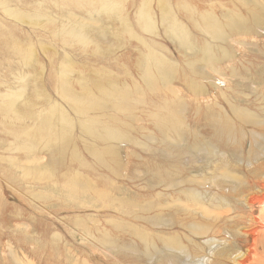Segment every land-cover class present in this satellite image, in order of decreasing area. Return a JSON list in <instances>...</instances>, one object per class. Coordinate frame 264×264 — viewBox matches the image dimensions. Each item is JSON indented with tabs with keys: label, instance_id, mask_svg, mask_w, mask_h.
<instances>
[{
	"label": "rangeland",
	"instance_id": "obj_1",
	"mask_svg": "<svg viewBox=\"0 0 264 264\" xmlns=\"http://www.w3.org/2000/svg\"><path fill=\"white\" fill-rule=\"evenodd\" d=\"M104 1L0 0V104L23 87L26 97L18 100L16 113L0 109V264H234L232 256L245 244L244 199L264 196V148L249 152L251 133L264 134V128L245 126L241 146L234 149L218 138L214 122L225 114L238 124L231 106L264 116V0H254L258 11L239 0H185L199 14L212 11L221 20L231 10L248 20L256 11L261 19L252 34L228 30L231 39L218 45L231 57L218 55L210 67L196 64L199 55L181 50L163 30L158 0L146 2L156 22L154 35L136 23L146 0H113L120 17L107 14ZM165 1L192 40L203 45L208 37L176 8L182 0ZM78 26L84 42L66 33ZM150 50L176 69L169 81L157 80L153 92L140 67ZM66 72L76 97L89 90L100 98L101 88L116 86L129 92L130 109L105 100L79 113L62 91ZM174 103L180 127L158 120ZM50 111L59 130L65 128L59 113L70 120L66 145L48 144L37 134L38 122ZM89 121L97 123L99 136L86 131ZM106 127L123 137L106 141L101 136ZM201 143L217 154L194 147ZM109 145L117 155L105 156L103 164L94 155ZM72 181L81 187L67 186ZM197 222L208 228L203 234L192 232ZM170 240L182 241L185 253L167 248Z\"/></svg>",
	"mask_w": 264,
	"mask_h": 264
},
{
	"label": "bare ground",
	"instance_id": "obj_2",
	"mask_svg": "<svg viewBox=\"0 0 264 264\" xmlns=\"http://www.w3.org/2000/svg\"><path fill=\"white\" fill-rule=\"evenodd\" d=\"M144 1V0H143ZM237 1V0H236ZM242 1L244 3H248L251 2L253 4V2L257 1V0H239ZM76 2V1H75ZM101 3L103 1H100ZM147 0L145 1V3H143L142 7L138 10L137 15H136V23L139 26L140 29H142L144 32H147L149 34H153L155 33L156 30V22L154 20L153 15L151 14V10L150 8L147 6L146 4ZM169 2V1H168ZM165 0H158V8L160 10V23L163 27V30H165V32L170 36L171 39H173L175 41V43H177L179 45V48L181 50H185V52H190L191 55L193 56H198V60L195 62L196 64H199V66H204V67H210V66H214L215 64L218 63V55H221L223 59H229L231 56H229V52L227 51V49L224 48V46H219L218 44L221 42L222 44L227 42L228 39L230 38V32L234 34H242V33H246V34H252L251 32L254 30L256 31L258 25H260L261 23V19H259V17L257 18V13L256 11H252L251 15H250V20L246 19L245 17H243L241 15V13L235 12V11H228V13L224 12V17L223 20H221L220 18L222 17H217L212 11L208 12H201L200 14L197 12V10L191 6L188 2H186L185 0L180 1L179 4H177V10L181 11L185 17L188 18V20L190 21V23L193 25V27L195 29H198L199 31H201L202 33H204L206 35V37H208V40L205 41V43L201 46H198L193 40H192V35L189 32L188 28L181 23V21L177 18L175 10L172 9V6ZM123 3V2H122ZM149 3V2H148ZM100 4V3H99ZM98 4V5H99ZM121 4V3H120ZM245 4V5H246ZM258 4V3H257ZM83 5V4H82ZM251 5V4H250ZM254 5V4H253ZM259 5V4H258ZM243 6V5H242ZM247 6V5H246ZM255 6V5H254ZM260 6L262 7V5L260 4ZM254 9H256V6L253 7ZM102 9L107 12H111L115 15V17H120L118 16L119 12H121V10L119 11V7L116 6L113 3V0H107L106 2L104 1L103 5H102ZM222 9V8H221ZM237 9V8H236ZM6 10V9H5ZM99 10V9H98ZM257 10V9H256ZM14 11V10H13ZM258 11V10H257ZM263 11V10H262ZM93 13V12H91ZM90 13V14H91ZM102 13V12H101ZM100 13V16H101ZM263 14V13H262ZM106 15V14H105ZM112 15V14H109ZM108 15V16H109ZM120 15V14H119ZM197 15V18L195 17ZM223 15V13H222ZM261 15V14H260ZM19 17V16H18ZM21 17V16H20ZM90 17V15H89ZM112 17V16H111ZM125 17V16H124ZM123 17V18H124ZM91 18V17H90ZM93 18V17H92ZM262 18V17H261ZM264 18V17H263ZM94 19V18H93ZM101 19V18H100ZM118 19V18H117ZM121 19V18H120ZM23 20V19H22ZM91 20V19H88ZM125 20V19H124ZM118 21V20H117ZM120 21V20H119ZM96 21H93V24H97L95 23ZM113 22V21H112ZM103 23V22H102ZM123 23V21H122ZM189 23V22H188ZM64 24V23H63ZM84 24V23H83ZM89 24V23H88ZM66 25V24H65ZM123 25V24H122ZM125 28L126 31L129 34H132V29L130 28V26L125 22ZM123 25V26H124ZM262 25V24H261ZM90 26V25H89ZM111 26V25H110ZM87 28V25L85 26ZM92 27V26H91ZM77 28V26H76ZM73 28V30H71L70 32H66L67 35L80 40L82 42L86 41L85 40V34L82 33L81 31L82 28L80 29H76ZM124 28V27H123ZM60 29V28H58ZM260 29V28H259ZM69 30V29H68ZM81 30V31H80ZM124 30V29H123ZM229 30V31H228ZM92 31V30H91ZM108 31V30H107ZM115 31V30H114ZM125 31V30H124ZM227 31L229 32V34L227 33ZM65 32V31H64ZM86 32V29H85ZM89 32V30H88ZM98 32V31H97ZM109 32V31H108ZM66 35V37H67ZM194 35V34H193ZM90 36V35H89ZM88 36V37H89ZM130 36V35H129ZM195 36V35H194ZM63 37V35H62ZM70 37V38H71ZM254 38V37H253ZM63 39V38H62ZM87 39V38H86ZM89 39V38H88ZM96 39V38H95ZM69 40V39H67ZM98 40V39H97ZM65 41V40H64ZM79 42V41H78ZM89 42V41H88ZM203 42V41H202ZM230 42V40L228 41ZM80 43V42H79ZM90 43V42H89ZM93 43V41H92ZM143 43V42H142ZM146 43V42H145ZM217 43V44H216ZM240 43V42H239ZM85 43H83L84 45ZM91 44V43H90ZM229 44V43H227ZM232 44V43H231ZM86 45V44H85ZM229 46V45H228ZM227 47V46H226ZM148 49V47H145ZM152 48V47H151ZM178 49V48H177ZM184 52V54H186ZM28 53V52H27ZM143 54V53H142ZM28 55V54H27ZM232 55V54H231ZM183 56V55H182ZM26 57V56H25ZM28 57V56H27ZM232 59V58H231ZM168 60H166L162 55L158 54L157 52L150 50L147 55L144 57L143 63L141 67V71H142V78L144 81V84L146 86V88L150 91H155L157 89L156 86V81L160 80L163 82L169 81L170 79H172L175 74H176V69L173 67V65H170V63L167 62ZM223 61V60H219ZM190 62V61H189ZM140 64V63H139ZM176 65V64H175ZM139 67V66H138ZM195 67V66H194ZM198 67V66H197ZM203 68V67H202ZM68 69V68H67ZM63 70V69H62ZM68 71V70H67ZM201 71V70H200ZM69 72V71H68ZM68 72H66V74L62 75L64 76L62 78V80L64 81V87L62 89L63 93L65 94V97H68V99H70V101H72L75 105H76V109L79 113H84L86 112V110L89 107H100L102 105V102L107 100L109 101V103L113 104L114 107H116L117 109L120 110H129L130 109V96H129V92H127L126 90L123 89H119L113 87L110 88L111 89H106V91H102L100 89V98H94L89 90L88 92H86L85 97L81 98L80 96L74 95L71 91H70V86L68 83ZM198 72V71H197ZM215 73H218V71H216ZM264 73V72H263ZM219 74V73H218ZM60 77V76H59ZM141 77V76H140ZM202 77V76H201ZM200 77V78H201ZM223 77V76H222ZM238 77V76H237ZM74 78V77H73ZM199 78V77H198ZM204 78V77H203ZM234 78V77H233ZM33 80V79H32ZM60 80V79H59ZM104 81V80H103ZM159 81V82H160ZM190 81V80H189ZM102 82V81H101ZM241 82V80H240ZM112 83V82H111ZM143 83V82H142ZM244 83V82H243ZM63 84V82H62ZM97 84V83H96ZM113 84V83H112ZM164 84V83H163ZM194 84V83H193ZM95 85V84H94ZM98 85V84H97ZM101 85V84H100ZM118 85V84H117ZM162 86V84H160ZM168 85V84H166ZM194 88L198 89L200 88V85L198 84H194ZM241 85V83H240ZM253 85V84H252ZM114 86V85H112ZM165 86V85H164ZM259 86V85H258ZM103 87V86H102ZM108 87V88H109ZM202 87V86H201ZM24 88V87H23ZM23 88H21L18 92H14V93H9L7 95H5L3 98H1L3 101L0 104V109L4 112V113H16V109L17 108V102L19 99L23 98ZM97 88V86H96ZM106 88V87H105ZM164 88V87H163ZM104 89V88H103ZM190 89V88H189ZM128 90V89H127ZM130 90V89H129ZM128 90V91H129ZM250 90V89H249ZM84 91V90H83ZM135 91V90H134ZM137 91V90H136ZM176 92V91H175ZM196 92V91H195ZM85 93V91H84ZM30 94V93H29ZM131 94V93H130ZM134 95V94H133ZM136 95V94H135ZM24 96V95H23ZM30 96V95H29ZM200 96V95H199ZM258 96V95H257ZM25 97V96H24ZM247 97V96H246ZM26 98V97H25ZM133 98V97H132ZM175 98V97H174ZM226 99V98H225ZM255 99V98H254ZM107 101L106 104H107ZM261 101V100H260ZM24 102V100H23ZM27 102V101H26ZM25 102V103H26ZM174 102V100H173ZM108 103V104H109ZM182 103V102H181ZM19 105V104H18ZM104 105V104H103ZM21 105H19L20 107ZM166 106V105H165ZM178 106V107H177ZM181 106V105H180ZM246 108V107H245ZM90 109V108H89ZM106 109V108H105ZM163 109V108H161ZM211 109V108H210ZM19 111V110H18ZM178 111H179V105L177 104H169L167 105V107L165 108V114L163 117L158 118V120L160 121H164V122H169L177 127L181 126V122L179 121L178 118ZM231 111L233 114V117L237 120L238 124L236 123V121H234L233 119H231L230 117L226 116L225 114L220 115L219 117H217V119L214 122L215 128L218 131V135H219V139H223L224 141H226V143L230 146H232L234 149L236 148H240L241 146V142L245 137L244 134V127L247 125H251L254 127H258V128H264V116H259L258 114L252 113L250 111H248L247 109H243V108H238L235 106H231ZM123 112V111H122ZM47 115H43L41 120L38 122L39 123V127H38V131L37 134H43L47 139H48V144L49 143H63V144H67V142L70 140L69 139V130L71 127V123L70 120L67 118V116H63L59 113V117L58 119H60L63 124L65 125V128H62L61 130H59L56 126L53 114L54 111H50V113H46ZM219 114V113H218ZM214 115V114H213ZM212 116V115H211ZM113 119V117H112ZM212 119V118H211ZM117 120V119H116ZM213 120V119H212ZM102 121V120H101ZM90 122V121H89ZM87 122V123H89ZM186 124V123H185ZM95 125L96 127L98 126L97 123L94 124L92 121L86 126L85 125V129L86 131H88L90 133V135L92 136H99V134L96 132L95 129ZM165 126V125H164ZM174 126V127H175ZM162 127V126H161ZM170 127V126H169ZM176 127V128H177ZM98 130V129H97ZM175 130V129H174ZM180 130V129H178ZM181 131V130H180ZM28 133V132H27ZM178 133V132H177ZM103 135V139L105 138L106 141H113L118 138L123 137L122 133L118 132L116 133L111 127H106L104 133H102ZM164 134V132L162 133ZM179 134V133H178ZM25 135V134H24ZM26 136V135H25ZM68 136V138H67ZM92 136V137H93ZM250 139H251V149L249 152H252L251 154L253 155V153H255L254 151H258L259 149L264 148V134L263 133H251L250 135ZM34 136H28L27 139H31ZM100 138V137H99ZM217 138V139H218ZM185 139V138H184ZM100 140V139H99ZM186 140V139H185ZM192 140V139H191ZM219 141V140H218ZM46 142V141H45ZM224 143V144H226ZM113 144V143H112ZM194 145V144H193ZM110 147H108L106 150H104V152L99 153L97 152L94 156L97 158V160H99L100 162H102L103 164L106 163V158L105 156H108V159H114L116 157V147H114L113 145H109ZM226 146V145H225ZM197 150L199 151H203L207 154L213 155V154H217V152L215 151V148H213V146H209V144H198L194 146ZM106 148V147H105ZM255 149V150H254ZM182 150V149H181ZM95 151V150H94ZM93 151V152H94ZM58 152V151H57ZM167 152V151H166ZM192 153V152H191ZM257 153V152H256ZM63 154V153H62ZM250 154V153H249ZM59 155V154H58ZM221 155V154H220ZM65 156V155H64ZM182 156V155H181ZM53 157V156H52ZM251 157V156H250ZM257 157V156H256ZM208 158V157H207ZM210 158V156H209ZM63 159V158H62ZM215 159V158H214ZM257 159V158H256ZM57 160V159H56ZM248 160V158H247ZM115 161V160H114ZM99 164V163H98ZM218 165V164H217ZM57 169V168H56ZM33 172V171H32ZM35 172V171H34ZM47 175V174H46ZM79 182L76 183V181H72V183H68L67 186L72 187V188H78L81 186H78ZM195 195V194H194ZM198 195V194H197ZM200 196V195H199ZM187 197V196H186ZM193 202H196L198 204H200V199L198 196H191L190 197ZM201 198V197H200ZM190 199V200H191ZM192 200L190 202H192ZM200 200V201H198ZM219 201V199H218ZM222 202V201H220ZM203 203V202H202ZM243 203V202H242ZM223 204V202H222ZM221 204V205H222ZM244 204L246 205V207L248 208L249 211V215L247 217L248 219V223L247 225H245V227L243 229H241L240 234L243 236L244 239V248L240 247L242 250L244 249V251L241 252V249L236 252V254L234 256H232L233 258H231L233 260L234 264H264V196H246L244 199ZM185 206V205H184ZM211 206V205H210ZM213 206V205H212ZM201 207V206H200ZM199 207V208H200ZM217 207V206H215ZM219 207H221L219 205ZM225 207V206H224ZM223 207V208H224ZM203 208V207H202ZM214 209V208H211ZM218 210H220L218 207L216 208ZM205 210V209H204ZM217 212V210H216ZM214 213V211H213ZM191 216V215H190ZM209 216V215H208ZM179 217V216H178ZM171 219V218H170ZM174 220V219H173ZM180 220V219H179ZM185 223V222H184ZM196 223V222H195ZM193 223L194 225L192 226L191 230L192 232H194V234H203L205 230H207L205 228V226L199 224L197 222V224ZM180 224V223H179ZM162 225V224H161ZM187 226V225H186ZM185 226V227H186ZM238 226V225H236ZM234 229V228H232ZM190 230V229H189ZM188 230V231H189ZM237 231V230H236ZM191 232V231H190ZM237 234V233H235ZM239 234V232H238ZM198 236V235H197ZM175 238V237H174ZM177 238V237H176ZM167 239V238H166ZM149 240V239H148ZM176 240V239H175ZM108 241V240H107ZM171 241V240H170ZM163 242V241H162ZM182 241L177 240V241H171V243L169 242V244H172L168 247H173L174 249L178 250L181 253H185V250L183 249V246L181 243ZM147 243V242H146ZM146 243H144L146 245ZM153 246V243H151ZM111 246V245H110ZM148 246V245H147ZM151 246V248H152ZM243 246V244H242ZM133 247V246H132ZM144 247V245H143ZM187 248V247H186ZM133 249V248H132ZM150 249V248H149ZM166 249V248H165ZM173 249V250H174ZM192 249V248H191ZM134 250V249H133ZM145 250V249H144ZM167 250V249H166ZM165 250V251H166ZM163 251V250H162ZM169 251V250H168ZM171 252V251H169ZM168 252V253H169ZM176 252V251H175ZM132 253V252H131ZM143 253V252H142ZM164 253V252H163ZM166 253V252H165ZM177 253V252H176ZM144 254V253H143ZM151 254V253H149ZM158 254V253H157ZM157 254H155L157 256ZM160 254V253H159ZM172 253H170V255H172ZM178 254V253H177ZM147 255V254H146ZM169 255V254H168ZM151 256V255H150ZM161 256H162V252H161ZM177 256V255H176ZM149 257V256H147ZM166 257V256H165ZM164 257V259H165ZM157 258V257H156ZM175 258V257H172ZM154 259V258H153ZM161 259V257H160ZM163 259V258H162ZM168 259V258H167ZM166 259V260H167ZM171 259V258H170ZM158 261V260H157ZM171 262V260H168V262ZM161 262V261H159ZM166 263V261H165Z\"/></svg>",
	"mask_w": 264,
	"mask_h": 264
}]
</instances>
